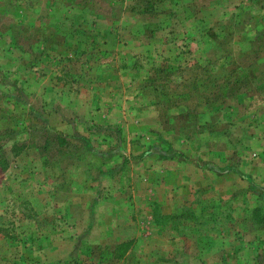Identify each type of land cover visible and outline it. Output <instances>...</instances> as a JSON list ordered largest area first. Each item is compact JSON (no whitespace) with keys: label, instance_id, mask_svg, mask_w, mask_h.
<instances>
[{"label":"rangeland","instance_id":"rangeland-1","mask_svg":"<svg viewBox=\"0 0 264 264\" xmlns=\"http://www.w3.org/2000/svg\"><path fill=\"white\" fill-rule=\"evenodd\" d=\"M0 148V264H264V0H0Z\"/></svg>","mask_w":264,"mask_h":264},{"label":"trees","instance_id":"trees-1","mask_svg":"<svg viewBox=\"0 0 264 264\" xmlns=\"http://www.w3.org/2000/svg\"><path fill=\"white\" fill-rule=\"evenodd\" d=\"M22 147H23V146H22ZM22 147H21V148H22ZM0 149H2V148H0ZM2 156H3V157L5 156V151H3L2 155H1V162H0L1 164H2V163L5 164L7 160H6L5 158H3ZM5 157H6V156H5ZM125 245H126L125 243H122V244H120L118 247H119L120 249H121V248L124 249V248H125Z\"/></svg>","mask_w":264,"mask_h":264}]
</instances>
